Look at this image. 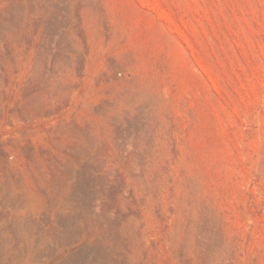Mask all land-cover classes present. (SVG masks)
<instances>
[{"label":"rangeland","instance_id":"374dc122","mask_svg":"<svg viewBox=\"0 0 264 264\" xmlns=\"http://www.w3.org/2000/svg\"><path fill=\"white\" fill-rule=\"evenodd\" d=\"M0 264H264V0H0Z\"/></svg>","mask_w":264,"mask_h":264}]
</instances>
